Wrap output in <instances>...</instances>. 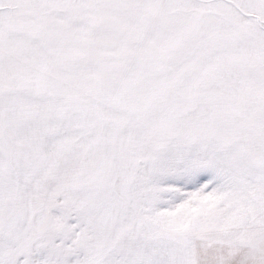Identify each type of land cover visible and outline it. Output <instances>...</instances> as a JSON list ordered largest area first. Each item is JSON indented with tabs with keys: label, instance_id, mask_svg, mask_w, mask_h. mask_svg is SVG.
Segmentation results:
<instances>
[{
	"label": "snow or ice",
	"instance_id": "1",
	"mask_svg": "<svg viewBox=\"0 0 264 264\" xmlns=\"http://www.w3.org/2000/svg\"><path fill=\"white\" fill-rule=\"evenodd\" d=\"M0 264H264V0H0Z\"/></svg>",
	"mask_w": 264,
	"mask_h": 264
}]
</instances>
